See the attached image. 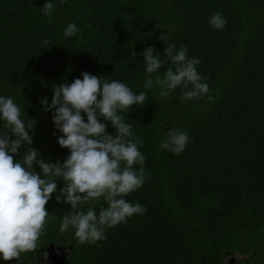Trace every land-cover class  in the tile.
<instances>
[{"label": "trees", "instance_id": "trees-1", "mask_svg": "<svg viewBox=\"0 0 264 264\" xmlns=\"http://www.w3.org/2000/svg\"><path fill=\"white\" fill-rule=\"evenodd\" d=\"M52 2L49 16L41 12L45 0H0V95L20 105L34 126L32 147L54 162L69 152L40 103L45 96L51 102L53 83L88 71L146 91L148 101L123 114L143 140L147 174L125 198L146 211L109 228L105 239L81 244L59 231L72 210L53 193L38 247H72L69 264H225L235 253L240 257L230 264H264V0ZM216 12L227 20L221 30L208 24ZM72 21L78 32L66 39L62 31ZM162 34L200 59L211 99L181 102L180 88L164 99L143 87V56L131 53L154 45L163 58ZM173 127L190 136L179 155L159 147ZM107 131H114L110 123ZM37 251L19 259L32 260Z\"/></svg>", "mask_w": 264, "mask_h": 264}, {"label": "clouds", "instance_id": "clouds-1", "mask_svg": "<svg viewBox=\"0 0 264 264\" xmlns=\"http://www.w3.org/2000/svg\"><path fill=\"white\" fill-rule=\"evenodd\" d=\"M54 7L52 0H45L41 12L50 16ZM208 24L221 30L227 20L216 12L208 17ZM77 32L72 21L62 35L67 39ZM160 39L166 45L163 58L154 45L131 53L132 58L143 56V87L158 89L164 99L177 88L181 89V102L206 95L211 99L207 77L196 67L200 59L189 57L186 46L177 47L165 34ZM52 88L51 102L45 96L40 103L44 112H51L55 129L62 133L57 142L69 152L63 161L45 159L40 149L32 147L34 126L22 118V109L12 96L0 95V260L22 258V253L39 248L49 215L46 204L53 193L57 202L69 204L72 210L63 217L59 231L71 232L81 244L105 239L109 228L146 211L142 204L125 198L143 186L147 174L146 157L140 151L143 140L135 136L123 114L144 105L147 92L136 93L121 80H107L88 71L71 82L53 83ZM109 123L112 133L107 131ZM189 141L188 131L173 127L159 141V147L179 155ZM21 149H26L22 157ZM58 179L63 187L58 188ZM101 200L106 206L97 213L96 204ZM55 246L69 248L67 254L72 249ZM44 257L46 264L47 253Z\"/></svg>", "mask_w": 264, "mask_h": 264}, {"label": "flooded vegetation", "instance_id": "flooded-vegetation-1", "mask_svg": "<svg viewBox=\"0 0 264 264\" xmlns=\"http://www.w3.org/2000/svg\"><path fill=\"white\" fill-rule=\"evenodd\" d=\"M56 245V244H55ZM57 246H65V245H57ZM49 249V244L46 245H42L38 248L37 254L35 256L34 259L32 260H24L21 259L19 260V264H45V257H44V253H47V260H46V264H52L49 261V257H48V253L50 251H48ZM21 262V263H20ZM1 264H10V261L7 262H2ZM16 264H18V262H16ZM67 264H69V262L67 261Z\"/></svg>", "mask_w": 264, "mask_h": 264}, {"label": "rangeland", "instance_id": "rangeland-1", "mask_svg": "<svg viewBox=\"0 0 264 264\" xmlns=\"http://www.w3.org/2000/svg\"><path fill=\"white\" fill-rule=\"evenodd\" d=\"M48 251H50V252L48 253L49 261H50L52 264H65V263H66V261H61L60 263H57V261H55V259H56V254H57V253L61 254V252L58 250V248H56V250H48ZM66 254H67V252H65L64 256L62 257L63 259L66 258V257H65ZM239 257H240V254H238V253L230 254V255H228L227 258L225 259V264H228L229 262H231V261H233V260H236V259H238ZM19 260H21V259H19V258H13V259H10V260H7V261H10V264H16V262H18V264H19ZM7 261L0 260V264H1L2 262H7ZM20 263H21V262H20Z\"/></svg>", "mask_w": 264, "mask_h": 264}, {"label": "water", "instance_id": "water-1", "mask_svg": "<svg viewBox=\"0 0 264 264\" xmlns=\"http://www.w3.org/2000/svg\"><path fill=\"white\" fill-rule=\"evenodd\" d=\"M48 250H56V246L54 244H51V245H49V249ZM58 250L61 252V254H59V253L56 254L55 261H57V263H60L61 261H66V258L63 259L62 257L64 256L65 252L69 251V248H67V247L66 248L58 247ZM65 264H67V262Z\"/></svg>", "mask_w": 264, "mask_h": 264}]
</instances>
